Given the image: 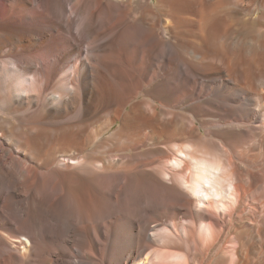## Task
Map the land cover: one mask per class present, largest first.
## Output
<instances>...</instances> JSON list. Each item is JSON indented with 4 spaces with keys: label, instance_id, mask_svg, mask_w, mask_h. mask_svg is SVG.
<instances>
[{
    "label": "bare ground",
    "instance_id": "obj_1",
    "mask_svg": "<svg viewBox=\"0 0 264 264\" xmlns=\"http://www.w3.org/2000/svg\"><path fill=\"white\" fill-rule=\"evenodd\" d=\"M0 264H264V0H0Z\"/></svg>",
    "mask_w": 264,
    "mask_h": 264
}]
</instances>
